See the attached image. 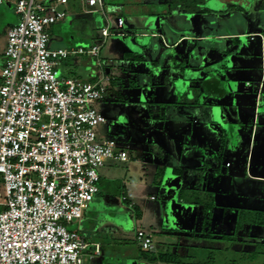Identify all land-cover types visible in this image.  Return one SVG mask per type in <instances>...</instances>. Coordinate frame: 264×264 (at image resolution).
I'll use <instances>...</instances> for the list:
<instances>
[{"label":"rangeland","instance_id":"374dc122","mask_svg":"<svg viewBox=\"0 0 264 264\" xmlns=\"http://www.w3.org/2000/svg\"><path fill=\"white\" fill-rule=\"evenodd\" d=\"M171 2L173 3L170 5L173 4L175 7L179 0ZM181 3L187 10L190 8L195 12L190 11L188 15L186 13L174 18L170 17L169 25H178L180 29L186 30L184 32L186 34H189L188 30L194 26L201 34L232 35L220 38L218 41L209 39L206 42L194 43L185 40L173 51L167 50V44L158 37L137 36L134 33L136 29L129 26V22L133 19L127 10H121V6H126L130 10L136 9L144 14L147 11L144 0H105V11L110 16L109 30L112 33L108 37L102 36L101 33L102 27L107 26L105 17H102L103 24L98 16L100 13L88 12L90 8L85 7L78 0H72L68 5L69 19L66 22L68 23L66 33L62 32L64 23L49 27L51 36L49 45L87 50L98 44L102 48L98 58L80 54L61 59L62 69H72L76 77L87 82L100 80L102 71L106 72V69H110L109 71L119 78L115 81L118 91L111 92L108 89L104 99L95 103L98 111L106 119V122L99 125L96 131L101 140L117 141L128 153L129 161L107 160L105 165L98 169L103 194L112 196V199H107V196L106 204L99 214H106L105 224L111 230L98 232L99 229H96L97 231L94 232L88 222L84 223V230H80V220L68 225L69 230H79L80 235L88 243L100 242L103 251L106 252L99 257L95 256L90 262L87 260L84 264H102L103 257L107 258L105 264H132V261L138 264H264L263 226H257L252 231L247 229L240 232L236 242L224 237L234 233L238 209L264 210V198H259L255 194L256 182L247 177L244 167L240 168L238 177L231 175L248 146L249 138L243 139L242 136L239 139L235 138L238 133L234 129V126L239 124L242 108L247 107L244 106V98L240 99L239 95L227 93L228 88L223 87L218 79L220 78L231 87L233 69H236L239 62L247 59L254 65L260 63L263 57L261 47L264 46V41L262 38L253 41L249 35L254 32L264 35V0H182ZM168 5L158 1L148 5L152 15L156 16L150 29L156 35L163 32L164 38L167 35L172 37V35L167 29L169 28L167 24L158 16L163 15ZM205 7L213 11L201 14ZM119 15H123L126 19V25L123 28L117 25ZM18 20L19 16L11 11L8 5L0 4V52L6 41L5 29ZM171 47L173 48L169 46ZM207 48L209 51L206 53ZM210 52L213 54L212 58L208 56ZM204 56L209 59L208 63H216L218 68L216 65L211 67L217 68L218 76L209 82L206 80L203 83L199 80L188 84L189 92L182 93L189 99L197 94L198 102L196 105H183V102L176 100L174 89L171 90V87L177 84L173 82L175 80L169 79L165 83L163 77L173 72L184 76L189 70L198 71L195 66H204L205 59H202ZM98 62L101 66H98ZM189 67L192 70L188 69ZM133 69H137L138 72L133 73ZM141 71L146 74V78H142ZM91 72L94 73L93 76L90 75ZM151 77L154 84L152 87L157 94L154 98L148 93L149 85L146 84L143 90V85L139 84L143 80L147 82ZM160 79L162 80L159 82ZM176 81L178 82V79ZM235 81L238 84L243 83L245 78L240 77ZM126 89L132 91L128 92ZM170 92H172L171 95ZM263 92L260 95V99L263 95V100H260L262 110H264ZM249 99V108L256 109L253 99ZM184 100H186L185 97ZM175 108L176 111H174ZM221 117L230 123L222 126L219 120ZM209 118L213 120L208 122ZM133 120L135 125H132ZM171 120L177 121V125L179 120L183 128H180L181 130L177 128V132H173ZM263 120L264 118H261V121ZM203 131L205 134L201 135ZM262 136L263 132L259 127L258 143ZM154 137L161 146L159 152L162 155L173 143L180 151L185 149L186 145H191L189 152H184L183 156L197 158L199 153L197 155L195 149L200 146L199 143L202 140L210 141L219 150L216 161L220 172L216 173L217 175L207 176L199 167L201 180L197 187L193 185L192 190L185 188L182 191V196L188 202L202 200L207 204L213 201L214 207L211 215L206 221L204 220V225L207 224V226L203 225V229L201 228L203 220L197 219L196 216L187 218V221L183 223V216L189 210L178 202L174 187H177L179 180L174 179L170 166L162 169L152 164L153 152L159 147L153 145ZM170 155L172 157L170 165L174 166L177 160L173 153ZM226 162L233 167L227 168ZM178 164L180 162H177V166ZM159 169L163 172L158 171ZM252 171L257 173V168L254 166ZM261 173L264 174V169ZM125 195L136 202L135 208L129 207L128 202L122 200ZM4 199L1 185L0 200ZM186 206L189 208L191 204ZM94 212L91 210V214L88 212L86 214L92 215ZM138 229L153 233V241L158 248L147 251L150 256L159 253H177L179 262L152 263L144 259L135 237ZM257 242L263 244L257 249L259 254L250 256V251L256 249ZM90 253V251L84 252V256H89Z\"/></svg>","mask_w":264,"mask_h":264},{"label":"built area","instance_id":"2783aa9c","mask_svg":"<svg viewBox=\"0 0 264 264\" xmlns=\"http://www.w3.org/2000/svg\"><path fill=\"white\" fill-rule=\"evenodd\" d=\"M67 3H13L19 21L7 31L0 85V191L2 185L5 195L0 264H84L91 244L68 225L81 220L101 192L98 169L107 160L129 161L117 141L101 140L96 131L106 119L95 103L104 99L115 76L106 69L100 80L87 82L59 70L60 60L70 55L98 58L101 45L87 50L49 46V27L66 19L62 7ZM86 5L88 12L104 14L107 26L101 33L110 36L104 0H86ZM124 24L118 16V27ZM249 37L264 41L261 34ZM246 86L256 93L259 108L263 84ZM135 237L142 250L154 249L151 231L138 229ZM92 246L99 255L100 245Z\"/></svg>","mask_w":264,"mask_h":264},{"label":"crops","instance_id":"0c3cea01","mask_svg":"<svg viewBox=\"0 0 264 264\" xmlns=\"http://www.w3.org/2000/svg\"><path fill=\"white\" fill-rule=\"evenodd\" d=\"M71 1L72 0H68V3L65 4L62 7V8H64V10L67 13L66 19L61 21V22H59V23H64V26L62 28V32L63 33H66L67 30H68V26H67L68 23L66 24V22L69 19L67 8H68V5L70 4ZM78 1H80L81 4H84L85 7L87 6L86 5V0H78ZM144 1H146V5H147V11L144 12V14H142L143 12L137 11L136 9L135 10L134 9L130 10L126 6H121V10L122 11L124 9H125V11L127 10V12L129 13V16L133 19L132 22H129V26L131 28L134 27L136 29L134 31V33L137 34V36H141L143 38L147 37V36L158 37V38L163 40V43L167 44L166 45V49L167 50L173 51L174 48H177L185 40H190V42H194V43L195 42H200V41L201 42H206L209 39L210 40L215 39V40L218 41L220 38H225L226 36H231L232 35V34L229 35L227 33H224V34H218V33L201 34V33H198L196 27L194 28V26H192L191 29L188 30L189 34H186V33H184L186 30L185 29H180L178 27V25H169V23L171 21L170 17L174 18L176 16L183 15V14H186V13L188 15L190 13V11L195 12L194 10H191L190 8H188L186 6L188 8V10H187L184 7V4L181 3L182 0H179V2L174 5L175 6L173 8L174 11L171 14L166 13V11H165L163 13V15H159L158 16L160 19H162V21H165V24H167V26L169 27V28H167V26H166V28L168 29L169 33L172 34V37L169 35L170 38H171V41H167L166 38H164V33L163 32H160V34L156 35L154 33V31L152 29H150V26H152L154 24V21H155L154 18L156 16L152 15V12L149 10L148 5L150 3H153V2L157 3V1L160 2L161 4H166L167 2H171L173 0H144ZM104 2H105V0H104ZM13 3H14V0H2L0 2V4L8 5L10 10L15 13L14 4ZM87 7L91 8L89 6H87ZM208 10H210V11H208ZM212 11L213 10H211L209 8L207 9L205 7L200 13L201 14H203V13L207 14V13H211ZM137 12H139V13H137ZM98 16H99V18L102 20V22L104 24V21L102 19V17H105L104 14L100 13V14H98ZM119 16L124 18L123 15H119ZM162 16H163V18H162ZM124 20H126V19H124ZM18 21L15 22V23L9 24L8 27L5 29L6 41H5V45H4L3 49L0 52V58H1L0 60L2 62V65L0 66V73H1V68L4 65V52H5V48H6V44H7V31L12 25L18 23ZM125 25H126V21H125L124 26ZM102 28H104V27H102ZM172 29L177 31V33L174 32V31L172 32ZM256 33H258V32H254V33H250V34H256ZM240 36H243V35H240ZM49 46L52 49H58V48L68 49V48L61 47V46H58V47L57 46H53L52 44H50ZM169 46H173V48L172 47L169 48ZM261 48H262V52H263V57H262V59H261L259 64L254 65L253 63H250L249 60L246 59L243 62H239L236 65V69H233V78L234 79L231 78V80H230V83L232 84L231 87L228 86L227 83L222 82V80H220V78H218V79H219L220 84L223 87L228 88V92L227 93L233 94V95H239L240 99L244 98L245 99V101H244L245 105L244 106L247 107L245 109L242 108L243 111H241V118L239 120V124H237V126H234V129H236V132L239 135V136L236 135L235 138L239 139L240 136H242L243 139L244 138L245 139L249 138L248 139V146H247L246 152H244V154H242L240 156L241 160L239 161V163L237 164L238 166L234 169V171L231 173V175L233 177H238L239 174H240V168L244 167L245 168V173H246V175H248L247 177H249L250 180L256 182L254 184V185H256L255 194L259 198H262V197L264 198V195H262L264 193V191H262V189H264V186H263L264 185V174L261 173L262 170L264 169V120L261 121V118H264V110H262L263 107L262 108H260V107L258 108L256 106L257 99H256V95H254L255 92L253 91L252 88H249V87L246 86L247 82H250L251 84L262 83L263 84V88H264V46L262 45ZM70 49H75V48L71 47ZM208 51L209 50L207 48L206 53ZM212 52H213V50H212ZM212 52H210L208 54V56L210 58L213 57ZM179 54H181V53H179ZM201 54L205 55L204 53H201ZM202 59H205L204 66H202V67L195 66V68L198 71H194V70L190 71L189 70V72H187V74H185L184 76L182 74L178 75L176 72H173V74L169 73V74H167V75H165L163 77V80L165 81V83L169 79H174L175 80L173 82H175L177 84L175 85V87L172 86L171 90L174 89V93H175V95L177 97L176 100L178 102H180V103L183 102L184 103L183 105H185V104H187V105L188 104L196 105L197 102H198L197 94H195L194 98L189 99V98L186 97V94L184 95V93H182L184 91H188L189 92L188 84H190V83H192L194 81H199V80L203 81V83L206 82V80H207V82H209L215 76H218V74H217L218 70H216L218 68V66L216 65V63H214V62L208 63L209 59L206 56H204V58H202ZM212 65H216L217 68L214 67L212 69V67H211ZM209 66H210V68H209ZM188 69H191V68L189 67ZM59 70H60V73L62 75H64V76L68 75L70 77L71 76L76 77L74 75L75 74L74 71L72 69H70V68L62 69L61 66H60ZM136 71L138 72L137 69H133L132 70L133 73H135ZM196 72H198L197 73L198 75L196 74ZM174 73L176 75H174ZM90 75L93 76L94 73L91 72ZM141 75H142V78H146L147 77L146 74L144 72H142V71H141ZM114 76H116V75H114ZM153 77H151L150 80L148 79L147 82H146V80H143V81H140V83H139V84L143 85V90H145L146 84H147V86L149 85L148 93H149V95L152 98H154V96H157L154 87H152L154 85L153 84V79H152ZM240 77H244L245 81H243V83H239L238 84V83H236L235 80L237 78H240ZM77 78H79V77H77ZM142 78H141V80H142ZM118 79L119 78H117V76H116V81ZM177 79H178V82L176 81ZM161 80L162 79H160L159 82ZM250 80H253V81H250ZM115 85H116V82L110 83V85L108 86V89H110L111 92H117L118 91L117 90V85L116 86ZM185 87L188 90H186ZM126 91L130 92L132 90L126 89ZM188 92H187V94H188ZM169 94L171 95L172 92H170ZM263 94H264V92H263ZM192 96H193V93L191 94V97ZM184 97L186 98V100H184ZM249 98L253 99V103H255L256 109L252 110V109L249 108L250 107V99ZM260 100H263V95H262ZM260 105H261V101H260ZM176 110L177 109L175 108L174 111H176ZM199 113L201 115V110L200 109H199ZM129 119L132 122V119L130 117H129ZM210 120L212 121L213 118L212 119L209 118V120H207V121L210 122ZM216 120H218V119H216ZM219 120L222 122V124H221L222 126L226 125L227 123H230V122L224 120L223 117H221ZM223 121H225V122L223 123ZM170 122H171V128H173V130H172L173 132H177L176 131L177 128H179V130H181L180 128H183L182 127L183 125L179 124L180 123L179 120H178V125H177V121H175V120H171ZM132 125H135L134 124V120H133V124ZM222 126H221V128H223ZM259 127H261V131L263 132V136H262L261 140L258 143L257 142V134L259 132ZM203 130H205V128ZM203 134H205V131H203L201 133V135H203ZM153 141H154L153 145H158L159 146V147L155 148V151L153 152V156H152V160H153L152 164H153V166L159 167V168H167L168 166H170L172 168V170L173 169H179L182 172L179 175L173 174V176H175L174 179H176V180L178 179L179 180V183H178L177 187H174V189L176 190L175 193L178 196V202H179L180 205H185L184 207H185L186 210H189L188 212H186L185 216H183V219H182L183 223H185L187 221L186 220L187 218H190L191 216H196L197 219H200L201 221L203 220V222H202L203 224H201V228L203 229L204 220L206 221V219H207L206 216H205L206 215V213H205V205L204 204L195 205V204L192 203V201L191 202L189 201L190 202L189 203L188 200L185 197L182 196V191H184L185 188H190L192 190L194 188L193 185L197 187L199 181L201 180V177H200L201 171H200L199 167L202 168L203 173H206L207 176L217 175L216 173L220 172V169L218 168V163L216 161L217 155L219 153V150L216 149L217 147L212 145V143L210 141L202 140L199 143L200 146L197 149H195L196 152H197V155L199 153L197 158L193 159V157L183 156L184 152H186V153L189 152V150L191 149L190 148L191 145H186L185 146L186 148L184 147L185 149L180 151L179 148H177V146L175 144H173V143H172L170 148L166 149V152L164 151L165 152L164 155H162V153L159 152V149H161V146L158 144V140L154 137ZM171 153H173V155H175L174 157L177 160L176 164L174 166L170 165V160L172 159V157L170 155ZM183 157H186V158L184 159ZM237 158H238V156H237ZM177 162H180V164H178V166H177ZM192 164H194V165H192ZM227 164H230V163L226 162L225 166L227 168L233 167V165L230 164L229 166H227ZM254 166H255V168H257V173L256 172L253 173V171H252ZM100 184H102V180L100 181ZM101 192L96 196L94 201L92 203H90L88 208L84 211L83 218L79 221L80 222V224H79L80 230H84L83 229L84 223H87V222L89 223V227L94 232L97 231L96 229H99L98 232H101V231L102 232H104V231L106 232V231H110L111 230V228L109 226H106V224H105V222L107 221L106 214L105 215H103V214L100 215L99 214V212L103 209V206L106 204V201H107L106 198L108 196L107 194H105V195L103 194L102 188H101ZM213 192H214V190H213ZM123 198H126V200H124ZM107 199H112V196H108ZM122 200L128 202L127 205L129 207L135 208L137 206L136 202L134 200L130 199L129 197H127L126 195L122 197ZM189 204H191V207L187 208L186 205H189ZM194 206H196L195 209L193 208ZM91 210L95 211L92 215H90L91 214L90 213ZM86 212H88L90 214L87 215ZM116 223L118 225H121V223H119V222H116ZM204 226L206 227L207 224H205ZM75 231H77V230H75ZM77 232H79V230ZM90 242H91V246H90V250L89 251L91 253L89 254V256H86V261L88 260L87 262H90V261L94 260L95 256L96 257L101 256L103 254V252L106 253L105 251H103L100 242H97V241H90ZM92 244H99L100 245L101 252H100L99 255H96L94 253V247L92 246ZM155 248L156 249L158 248V246H156V244H155L154 249ZM92 250H93V252H92ZM106 251H108V250H106ZM90 255H93V256L90 257ZM102 260H103L102 264H105V262L107 261V258L103 257ZM132 264H138V263L135 262V261H132ZM147 264H150V263H147Z\"/></svg>","mask_w":264,"mask_h":264},{"label":"trees","instance_id":"16d2710c","mask_svg":"<svg viewBox=\"0 0 264 264\" xmlns=\"http://www.w3.org/2000/svg\"><path fill=\"white\" fill-rule=\"evenodd\" d=\"M170 3H172V2H167V4H169V5L166 8V13H169V14H171L174 11L173 10V8H174L173 4L170 5ZM173 31H174V29H172V32ZM165 38L167 41H171V38L169 35H167ZM235 39H237V36H235ZM115 81H116V78L111 83H114ZM1 83H2V76L0 73V85H1ZM162 169H159L158 171L163 172ZM181 173H182L181 170L173 169V174L179 175ZM192 203L195 205L204 204L205 205V213H206L205 216H206V218L209 217V215H211V210L214 207L213 201L206 204L205 202L203 203L202 200H199V201L197 200V201H193ZM257 226H263L264 227V210H251V209L240 208L236 212V221H235L234 233L224 235V237H226V238L228 237V240H230V241L234 240V242H236L238 234L240 232L246 231L247 229L249 231H252L253 228L256 229L255 227H257ZM243 242H246V241H243ZM261 245H263V244H261L260 242H257V247L254 251H250V254H251L250 256L259 254V251L257 249H259V246H261ZM140 252H141L142 257H144V259H147L152 263L157 262V261H160L163 263H178L179 262V260L177 258L178 257L177 253L176 254L159 253L158 255L150 256L147 251H144L141 248H140Z\"/></svg>","mask_w":264,"mask_h":264},{"label":"flooded vegetation","instance_id":"af4514ba","mask_svg":"<svg viewBox=\"0 0 264 264\" xmlns=\"http://www.w3.org/2000/svg\"><path fill=\"white\" fill-rule=\"evenodd\" d=\"M257 34H261L264 37V35L260 32H258ZM256 39H259V38H256ZM256 39H254L253 41H255ZM263 90H264V88H263Z\"/></svg>","mask_w":264,"mask_h":264},{"label":"water","instance_id":"95a60500","mask_svg":"<svg viewBox=\"0 0 264 264\" xmlns=\"http://www.w3.org/2000/svg\"><path fill=\"white\" fill-rule=\"evenodd\" d=\"M162 22H165V21H162ZM175 31V30H174ZM177 33V31H175Z\"/></svg>","mask_w":264,"mask_h":264}]
</instances>
